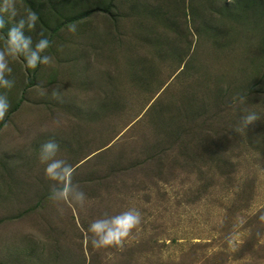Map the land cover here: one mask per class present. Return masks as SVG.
Segmentation results:
<instances>
[{
    "label": "rangeland",
    "instance_id": "rangeland-1",
    "mask_svg": "<svg viewBox=\"0 0 264 264\" xmlns=\"http://www.w3.org/2000/svg\"><path fill=\"white\" fill-rule=\"evenodd\" d=\"M15 5L2 31L34 11L52 63L10 58L0 89V264H264V0ZM49 139L83 208L47 199ZM128 208L122 246L94 248L89 224Z\"/></svg>",
    "mask_w": 264,
    "mask_h": 264
},
{
    "label": "clouds",
    "instance_id": "clouds-1",
    "mask_svg": "<svg viewBox=\"0 0 264 264\" xmlns=\"http://www.w3.org/2000/svg\"><path fill=\"white\" fill-rule=\"evenodd\" d=\"M8 14L9 21L18 15L15 0H0V89H11L15 81L9 78L12 68L9 59L22 57L29 69H36L38 65L52 63L46 50L50 47L48 37L40 34L35 44L32 37L26 34L35 28L38 20L34 11H28L20 16L19 20L8 28L6 35L2 31L5 28L3 14ZM69 32L76 31L75 24L68 25ZM55 96L56 93L53 92ZM243 100V97H241ZM10 107L7 96L0 93V120H3ZM258 114L254 111H246L241 115L239 126L236 131L245 132L249 125L258 120ZM59 145L55 139L44 142L39 150V162L44 165V173L53 184L50 187L47 199L59 206L62 203L69 206L83 208L87 202L86 195L79 186L73 183L72 175L74 168L63 159L57 158ZM62 211V209H61ZM141 223V213L135 208H128L117 215L94 219L88 231L92 234L94 248H106L109 246H122L125 238Z\"/></svg>",
    "mask_w": 264,
    "mask_h": 264
}]
</instances>
